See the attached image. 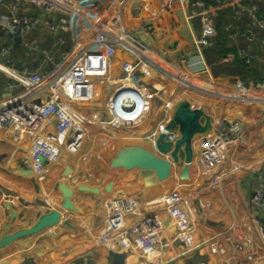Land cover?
Segmentation results:
<instances>
[{
	"label": "built area",
	"instance_id": "1",
	"mask_svg": "<svg viewBox=\"0 0 264 264\" xmlns=\"http://www.w3.org/2000/svg\"><path fill=\"white\" fill-rule=\"evenodd\" d=\"M211 1L229 11L221 30L235 50L222 56L221 62L249 59L250 43L256 48L249 51L264 59V48L259 52L257 47L264 46L262 6L250 0ZM210 5L207 0H0V79L6 84L0 93V130L5 128L0 143L14 137H9L14 131L18 135L29 131L34 146L30 158L38 166H42L41 157L52 162L63 152L77 153L85 147L87 128L126 132L151 116L156 99L173 104L177 98L174 89L168 90V75L187 91L240 101L247 111L258 108L264 114V83L251 87L240 76L233 83L214 79L206 50L215 45L219 21ZM182 6L189 20L199 19L197 29L189 23L194 54L189 44L185 53L179 52L181 32L171 23ZM139 24L164 61L151 55L146 42L139 39ZM195 57L202 67L195 64ZM21 111L30 120L17 116ZM244 128L241 119L223 121L217 130L218 143L227 142L226 134L231 145L239 141ZM34 154H38L36 160ZM239 169L233 168L232 173ZM255 179L251 203L259 223L264 220L261 168ZM242 183L248 184L247 175ZM111 204L113 211L120 212L122 208L129 211L126 206L131 205L133 211L137 203L131 197H117ZM186 222L187 236L182 239L193 234L189 217ZM154 226L141 233L145 248L160 243L159 224ZM136 233L134 229L121 245L131 247L130 237Z\"/></svg>",
	"mask_w": 264,
	"mask_h": 264
},
{
	"label": "crops",
	"instance_id": "2",
	"mask_svg": "<svg viewBox=\"0 0 264 264\" xmlns=\"http://www.w3.org/2000/svg\"><path fill=\"white\" fill-rule=\"evenodd\" d=\"M254 1L258 2L261 6L263 5L261 0ZM212 2L214 3V1ZM213 3L210 2V9L213 6L216 13H218L217 18L219 23L216 27L217 33L218 27L220 25L222 26V22L225 21L223 17L228 15L229 11L226 12L225 8L218 7ZM220 18H222V21H220ZM136 23H138L137 20ZM171 23L173 25H178L181 32L182 49L179 52L181 54L185 53V45L189 44L190 53L194 54L192 50L193 42L189 32L191 28L189 27V23L192 28L197 29L199 19L189 20L188 11L182 6L171 18ZM139 26L140 24L138 27ZM218 37H220V41L217 44ZM223 38L226 39L222 36V32L219 31L214 45V47L218 46L219 50L213 51V46L207 47L206 50V53L209 54L207 62L212 69L216 82H235V77L240 76L241 79L251 87L263 86L264 64L259 68L257 59H253V64H251L254 68L253 74L249 73L245 66L243 67L244 61L246 60L245 58H238L235 62L229 64L221 62L222 56L235 50L232 43H229L227 39L226 43H224ZM209 48H211V50ZM195 59V64L202 67L197 57H195ZM240 62L243 63V65L240 64ZM171 79L172 77L168 75L167 80ZM5 87L6 84L4 80L0 79V93ZM173 89L174 88H169L168 90L170 92ZM207 98L208 96L199 94H197L196 97L193 95L183 96L185 101L182 99L181 105L179 99H177L176 101L173 100V104L169 102L164 103L162 108H159L161 104L159 101H156V109L152 112L151 116L138 126L128 130L130 139L129 144L125 146L127 150L129 149L128 152L123 153L120 151L117 152V155L110 154L106 156L105 152L100 151V154L104 155V157H100V154H98L93 160L91 156L92 154L95 155L97 152L94 151L91 141L87 138V143L90 145L88 151L81 149L74 154H68L67 152L62 153V156L68 154L72 156L74 160L69 161L67 156H64L66 159L63 161L60 159L62 158L61 156L58 160L52 161L50 166L46 167L45 164L42 163V167L51 171L48 172L47 175L42 171L37 174L31 172L32 174L29 175H18V178L14 181L11 179L13 185H18V189L21 190L22 187H27L28 190L25 191L26 193L24 194L34 199L29 202L24 200V206L21 207L22 216L19 215L18 217L20 218L18 227H26V224H28L27 222L30 221L28 219H26L28 221H24V218H32L33 214L38 210H47L48 212H55L57 210L56 212L59 211L61 214H64L60 219H64V222H66L65 212H73L72 208L77 206L79 210L74 211V214H77L83 220L77 219V225L75 227H61L59 231L57 230L58 232L56 231L57 235L55 237L51 234V230L55 229V227L48 228L47 231H49V234L47 237H44L46 242L49 243L51 241L53 244L63 243L66 246H62L63 251L61 255L58 251L56 256H46L45 254L37 256L36 261L38 262L36 263L57 264L58 261H61L62 264H158L163 260V264H186L184 262L189 260L190 257H197L198 253L196 254V250H201V253H203L202 249L206 247V244L214 243L215 239L217 242L216 235L204 239L197 238V227L201 234L204 235H211L213 232V229H211L210 225L207 223V218L201 217L202 220L199 221V226L194 220L190 223L192 233L194 234H192L193 237L190 241L198 244L197 247L194 249L192 248L191 252H188L192 246L190 241H182L181 238H174V235H170L166 240L165 246L159 247V256H162L161 259L159 256H156L157 253L155 251H151L148 255H145L146 248L140 244L137 238H133V246L134 249L137 250L136 254L140 256V259H134L136 254L133 259H129L125 256L126 253L124 256L115 257L111 253V250L116 249L118 253L122 250L113 243H101L98 236V232L106 221V216L99 212L104 210L103 203L106 197L103 195V192L110 201L117 197H131L133 200L138 195L142 202H147V204L150 203L152 207H160L161 211L162 208H164L166 213L169 210L185 207L191 201L196 202L195 206L197 204L199 207L203 206V208L208 209L206 205L208 202L213 205V209L216 213H219L223 218L225 214L226 217L229 218L228 212H231L232 216H236L234 211L236 208L238 219L242 220L243 224L244 220L247 222L251 221L253 224L250 218V208L252 194L257 185L255 182L256 174H247L248 184L243 185L244 196L241 198L240 194L235 193L234 187L237 186L236 179L237 183L240 185L246 178L244 174L246 171L243 170L244 168L239 169L238 172L243 174L233 175L236 177L233 181V176L230 177L233 172V169L230 170V162L233 161L234 164H237L235 168L244 166L250 168L254 166L263 169L261 171L264 173V114L258 110V108L247 111L244 109V106L238 105L237 103L231 104L226 101L216 102L213 99L210 100ZM236 119H242L245 125L248 126L243 137H241L243 138L242 147H235L234 145V147H232L231 136L229 134H226V143L223 145L218 143L220 138L216 135H218L217 130L221 129V126L215 127L216 124L225 120ZM255 123L258 124L257 128H254L255 126L252 125ZM4 131L5 128L0 130L1 133ZM154 133L155 135H153ZM15 134L18 135L17 132ZM22 135L25 136L26 134L22 133ZM149 140H153L157 145L155 146L153 141L149 142ZM156 149L161 153V160L155 157L152 159ZM224 149H226V153ZM131 151L133 152L132 154ZM86 157L88 158L86 159ZM134 158H136L137 161H134ZM21 160L22 164L23 159ZM30 160H32V158H30ZM224 162V168L221 169L220 165ZM259 163L260 165L258 166ZM86 164L95 166L94 170L89 172L86 169L83 170ZM76 168H79V170ZM227 168L228 171L224 170ZM251 170L255 171L253 169ZM121 171H123V177L118 185L113 181V178L115 173H121ZM38 177L40 179L44 178L43 181H40L43 184L41 190L39 184L40 179ZM6 182L8 183V178ZM53 182H56V185H53ZM64 182L68 184L66 189L62 187ZM207 183L212 184V187H206L205 189L209 190L203 191V185ZM114 185H116V187H114ZM134 188L138 189L133 192ZM208 192H212L213 194H209ZM73 193L74 196H72ZM6 194L7 192L0 188V195H2V197L0 196V201L1 199L4 201ZM175 194H178L180 197V205H178L179 203L175 199ZM193 195L194 199L192 197ZM232 195L234 198H231ZM67 196L70 197L72 203H74L73 205L66 203ZM157 197L158 201L154 203ZM19 198L18 202L21 201ZM3 201H1L2 208L4 207ZM41 202H43L44 205L39 207L37 203L41 204ZM181 203L184 204L181 205ZM65 205H68V207H65ZM64 207L65 209H63ZM225 208L228 214L225 213ZM187 214L192 219L197 217L195 209H192L190 214L189 212ZM182 215L183 216L178 220L173 218L170 221L172 223H177L182 221L181 218H184L186 222L188 220V215H184V212ZM112 217H114V215ZM21 218H23V221ZM3 219V214L0 211V220L4 221ZM261 222H264V220ZM261 222L254 228L256 233L254 232L253 238H251V241L254 242H251V244H254L264 257V233L261 232V228L264 227V225H262ZM235 225H238V220L231 225V228ZM77 226H79V232L78 234L76 233L77 235L74 236V238L78 240L81 239L79 241L80 246L73 247L72 245L66 244V242L71 239L69 233L77 229ZM90 231L92 234H89ZM164 231L165 229L163 233ZM44 238L42 239L44 240ZM76 239H74V242ZM84 239L88 240L86 242H90L92 239L93 245L90 244L86 246V243L81 244V241ZM161 240L160 238L159 241L161 242ZM178 241L181 242L176 244ZM19 242L18 240V244ZM190 243L191 245H189ZM3 244L2 248L6 251V254H1L0 258L7 257L8 255L11 261L15 262L18 260L17 256L20 257V254L26 252L23 246H18L17 254L16 247L5 242H3ZM214 244L217 245V243ZM105 246L108 247L106 248ZM132 248L126 255L132 252ZM253 248L252 246L247 252L252 253L254 251ZM260 248H262V250ZM30 250L29 248V251ZM150 250L158 249L152 248ZM244 255L246 256L248 253L243 254V257L239 259L243 260ZM198 257L202 258L204 256ZM200 260L203 261V259ZM202 261L199 262V264H201ZM241 263H243V261ZM195 264H198V262H195ZM217 264H221V262H217Z\"/></svg>",
	"mask_w": 264,
	"mask_h": 264
},
{
	"label": "rangeland",
	"instance_id": "3",
	"mask_svg": "<svg viewBox=\"0 0 264 264\" xmlns=\"http://www.w3.org/2000/svg\"><path fill=\"white\" fill-rule=\"evenodd\" d=\"M262 2V8L264 9V0H261ZM228 10L226 9V12ZM218 14V13H215ZM228 17V15H226L225 17H223V19H225ZM225 23V22H222ZM223 26H219L217 31L219 32L222 29ZM136 34L139 37V39L141 41L144 42V37L147 36V33L145 30L141 29L136 30ZM142 34V36H141ZM233 36V34H231ZM230 35V36H231ZM224 39V38H223ZM220 41V37L217 38V44ZM260 41V40H259ZM228 42L231 43V41L228 39ZM259 49V52L263 50L264 46H257ZM256 46L254 44H248V49L249 50H255ZM249 59H246L244 61V63H251L253 64V58H256L258 60L259 63V68H261L264 64V59L262 54L256 53V52H252L249 51ZM244 66V65H243ZM143 77V74L142 76ZM173 79V78H172ZM168 80L170 83L175 84V81L173 80ZM228 83H233L231 81H229ZM183 94H186L184 96H188V95H193L194 97H196L197 94L199 95H205L208 96L207 99H213L216 102H220V101H224L223 98H217L214 96H210L209 94L203 93V92H198L195 90H185L184 87H180L177 85L174 87V95L176 96L177 99H179L180 96H183ZM188 94V95H187ZM176 99V100H177ZM205 99V100H207ZM156 101H159V103L162 105L164 104V101H162L161 99H156ZM228 103H237L240 101H226ZM182 102H180L181 105ZM238 105H242L244 106L243 103H237ZM167 105V104H166ZM156 109V104L154 102L153 104V108L151 110H155ZM244 109H246V107L244 106ZM30 120V119H29ZM242 120V119H241ZM221 126L222 127V122H218L216 124L215 127L217 126ZM253 126H255L254 128H257L258 124H252ZM250 126V125H249ZM248 126L245 125V128L243 130L242 133V137L244 135V133L246 132V128ZM15 128H19L15 127ZM14 128V130H15ZM16 132L14 131V133L9 136L12 137L11 139H5L4 141H2L0 143V188H2L3 190H5L7 192V194L4 197V201L1 199V201H3L4 207L2 208V202L0 201V211L3 214L4 217V221L0 220V255L1 254H6V251L4 250V248H2V246L4 245L2 240H7L9 238H6L5 235L6 234H10V238H14V242H15V246L16 250H17V254H18V240L19 242V246H31L33 243L35 244L34 246H37V248H40L42 251L38 252V253H29V254H23L22 257L18 256V260L15 261L14 264H28V263H36L38 261H36V257L39 255V253L41 254H45L47 255H52V256H56L58 254L61 255L63 248H61L62 246H66L65 244H53L51 241L48 243L46 242L44 237H47L49 234V231H47L46 227L48 226L49 228L51 227H55V229L51 230V234L53 237H55L57 234V232L59 231V229L61 227L65 228H70L72 226H76L77 222L75 223H66L64 222V220H61L60 218L63 217V213L61 214V212H56L55 211V217L53 216L52 212H48L47 210H38L36 211L32 218H24V221H30L27 222L28 224H26V227H18V222H20V216H22V206H24V200H26V202L32 201L34 199H32L30 196H28L25 191L28 190L27 187H22V189H18V185H13L11 182V179L14 181L18 178V175H29L32 174L31 172L37 174L40 173L41 171L46 173V175L48 174V172H51L49 169H45L44 167H42L40 164V166H38L37 164L35 165V161L33 163L32 160H30V154L32 155V153H30V150L32 148V150L34 149L33 146V136L32 134L27 131V134L25 136L23 135H17L15 134ZM209 136V134H208ZM153 140H149V142H152ZM129 144V142H126ZM154 145L156 146L157 144H155V142L153 141ZM242 143H243V138H241L238 142H234L232 143V145H234L235 147H242ZM68 154H70L69 152H67ZM98 154H100V150L97 151V153L94 155L92 154L91 159H95L96 156H98ZM35 155V154H34ZM66 155V154H65ZM113 155V154H112ZM104 157V155L100 154V157ZM38 157V154L35 155L34 159L36 160V158ZM88 157H86L87 159ZM21 159H23V162L21 164ZM31 162V164H30ZM51 162V161H50ZM94 164V163H91ZM260 165V163L258 164V166ZM235 166H237V164H234V162H230V169L232 170L233 168H235ZM86 167V168H85ZM241 167L243 170H245L246 172L244 173L245 175L251 173V174H256L257 170L259 169L258 167H250V168H245ZM95 166L92 165H88L86 164V166H84L83 170H88L92 171L94 170ZM258 168V169H257ZM77 170H79V168H76ZM251 169L255 170L252 171ZM45 170V171H44ZM49 170V171H46ZM262 170V169H261ZM228 171V170H227ZM53 173V172H52ZM51 173V174H52ZM243 173H239L237 172L236 174L230 175V177H232L233 175H241ZM8 178V183L6 182L5 178ZM39 178V177H38ZM234 178L236 179V177L233 176V181ZM40 179V178H39ZM208 179V178H206ZM43 181V179H40V181ZM90 181V180H89ZM253 182V181H251ZM255 182L257 183V180H255ZM41 183V182H40ZM39 183V184H40ZM43 184H40V190L42 188ZM236 185L234 187L235 189V193H238L241 195V198L244 196V192H243V183H241L240 185L237 183V179H236ZM62 187H64V189H66L68 187L67 182L64 184H62ZM203 191H208L209 189H205L206 187H212V184H204L203 185ZM240 187V188H239ZM202 190V189H201ZM217 191V190H216ZM209 194H213L212 192H208ZM42 195V194H40ZM234 195V194H233ZM231 196V198L234 196ZM2 197V195H0ZM20 196V198H19ZM194 199V195L192 196ZM236 197V196H235ZM18 198L21 199V203L18 202ZM20 203V204H19ZM66 203H69L70 205H73L72 200L70 199V197L67 196L66 198ZM178 205H180V201H178ZM196 202L194 201L193 204H195ZM39 207H41V205H44L43 202H41V204L37 203ZM209 204V205H208ZM208 209L203 208V206H197V208H195L196 210V216L195 219H192L187 213L188 212H184V215H188L190 221H195L196 224L198 225L199 221L202 220L201 217H206L207 218V223L210 225L211 229H213V232L211 235H204L201 234L199 228L197 227L198 231H197V238L198 239H204V238H208L209 236L214 237L216 235L217 237V242L216 239L214 240V244H206V247H203L202 251L203 253H201V250H196V256H192L189 258V260H186L184 263L186 264H195V262H201L203 259L201 264H217V262L220 263V255H219V251H221V253H223L224 255L227 256V259L225 258V264H264V257L261 255V253L257 250L256 246L254 244H251V238H253L254 235V228L256 226L259 225V223H257L256 218H255V214H256V210L254 209L252 203H251V208H250V218L253 222V224L251 223V221L247 222L244 220V224L242 223V220L238 219L237 216V212H236V208L234 209L236 216H232L231 212L229 213V218L226 217V214L224 215V218L221 217V215L218 213H216V211L213 209V205L210 203H206ZM195 206V205H194ZM195 206V207H196ZM65 207H68V205H65ZM65 207L63 209H65ZM73 212H65L66 215H73L72 218L74 217V211L79 210L76 207L72 208ZM225 213H227L226 208L224 209ZM211 213V214H210ZM227 213V214H228ZM183 212L181 213V211L177 212V217L183 216L182 215ZM254 215V216H253ZM23 218H21L22 220ZM28 219V220H26ZM56 220V221H55ZM184 220V218L182 219ZM238 220V225L239 227H234L235 229L231 228V225H233L234 223H236ZM23 221V220H22ZM55 221V222H53ZM185 221V220H184ZM262 220H260L261 222ZM187 223V222H186ZM240 223V224H239ZM55 226H54V225ZM262 225H264V222H261ZM169 226L174 227L172 230H169ZM199 226V225H198ZM165 229L164 233L165 235H163V230ZM58 230V231H57ZM177 230H180V226L176 224V226H173L172 222H169L168 226H161L159 225L158 229H157V237L161 238V242L158 244H152V245H157V247H155L156 249H158V251L160 250V248L163 246V244L166 243V240L168 238V236L173 235ZM57 231V232H56ZM261 232L264 233V227L261 228ZM256 233V232H255ZM39 234V235H38ZM43 234V235H42ZM89 234H92V232L90 231ZM46 235V236H45ZM194 235V234H193ZM189 236L188 238H185L183 240L190 241V239L193 237ZM211 237V238H212ZM18 238V239H17ZM44 238V240L42 239ZM71 239L69 241L66 242V244L68 245H72L73 247H77L80 246V240L81 239H76L74 238V236L70 237ZM74 239H76V241L74 242ZM182 240V241H183ZM181 241H178L176 244L180 243ZM191 242V241H190ZM89 243V242H88ZM192 243L191 248L189 249L188 252H191L192 248L194 249L195 247L198 246V244ZM191 243L189 245H191ZM254 243V242H252ZM87 244V242H86ZM151 245V246H152ZM159 245V246H158ZM252 246L254 247V251L252 253L247 252L248 250H250L252 248ZM13 247V248H14ZM106 248L108 246H105ZM160 247V248H159ZM218 250H217V249ZM224 249H225V253H224ZM262 250V248H260ZM114 251H116V249H113ZM244 251V252H242ZM117 252V251H116ZM122 252V253H121ZM121 252H119L120 254H122L124 256V250H122ZM257 254H256V253ZM248 253V255H244V259L240 260L239 258L243 257V254ZM204 256L202 258H199L198 256ZM159 256V254H158ZM58 257V256H57ZM56 257V258H57ZM187 257V256H186ZM6 258L10 257L7 255ZM55 258V259H56ZM252 258V259H251ZM11 260V259H10ZM38 260V259H37ZM243 261V263H241ZM0 264H5V261H1ZM57 264H62L61 261H58Z\"/></svg>",
	"mask_w": 264,
	"mask_h": 264
},
{
	"label": "bare ground",
	"instance_id": "4",
	"mask_svg": "<svg viewBox=\"0 0 264 264\" xmlns=\"http://www.w3.org/2000/svg\"><path fill=\"white\" fill-rule=\"evenodd\" d=\"M148 52L155 56L148 48ZM156 59L162 61L161 58L155 56ZM171 84L170 88H174L177 83L175 82V84ZM185 94H183L184 96ZM183 96L179 97V101L181 102V100L183 99ZM183 101H185V99H183ZM19 114V117L21 116L22 118L26 119H30V116L26 115V113H24V111H21L20 113H17V116ZM87 138H89V140L91 141V144L93 146V149L95 152L97 151H103L105 152L106 156H109L110 154H115L117 155V152H128L129 149L127 150V148H125V146L128 144L126 142H129L130 139V133L127 130L126 132H121V133H112L110 131H107L105 129L102 128H97V127H89L87 128V135H86V140H85V147L83 150L88 151L90 149V145L89 143H87ZM210 138V137H209ZM215 138V137H214ZM133 152L131 151V154ZM64 156H67V159L70 160H74L72 158V156H69L68 154H64L62 156L63 161L66 159ZM64 157V158H63ZM158 158L159 160H161V153L158 152V150H155V153L152 157L153 158ZM134 161H137L136 158H134ZM107 165V164H106ZM109 167V166H108ZM112 167V166H111ZM123 177V171H121V173H115L114 174V178L113 181L116 184H120L119 181L122 180ZM42 184V183H40ZM53 185H56V182H53ZM114 187H116V185H114ZM138 188H134L135 192ZM103 195L106 197L103 203V211H99L101 214H103L104 216H106V221L104 222V224L101 227V230L98 232V236H99V240L102 242H109V243H113L115 244L118 248H120V250H124V252L127 254L130 249L132 248V252L128 255L125 256L129 259H133V257L135 256V254L137 253V250L134 249V242H133V238H137L140 241V244L143 245V242H145L142 238H141V233L145 234L144 229L147 230V227L149 228H154V223H157L163 227L168 226L169 222L171 219L176 218L177 220L181 217H177V212L182 211V212H191L192 209H195L196 207L194 206L195 204H193L194 202L191 201L187 206L182 207L180 209H174V210H169L167 213L164 211V208L160 207H152L150 203L147 204V202H142L141 198H139V196L137 195L136 198H134L132 201L136 202V206L132 209V205L131 206H126L129 207L126 211H123V208L120 210V212H117L116 210H112V204L111 201L108 199L107 195L103 192ZM74 196V193L73 195ZM179 195L175 194V199L177 201H179ZM156 201L154 203H156L158 201V197L155 198ZM74 204V203H73ZM133 204V203H132ZM153 204V203H152ZM125 207V208H126ZM227 212V211H226ZM53 216L55 217V212H52ZM74 214V213H73ZM114 215V217H112ZM66 217V223H75L77 222V219H80L81 221L82 218L80 216H78L77 214H74V217L72 218L73 215H65ZM108 217V218H107ZM146 219V220H145ZM64 220V219H63ZM56 221V220H55ZM53 221V222H55ZM83 223V222H82ZM173 226H176V224H178L180 226V230H177L173 235L174 238L177 237H183V236H187V224L184 220L177 222V223H172ZM74 227V226H72ZM77 226V229H75L74 231L70 232L69 234L71 236H76L79 232ZM169 230H172L174 227L169 226ZM236 227L240 226H233L232 229H235ZM49 227L47 226L46 229H48ZM135 229V231L137 232L136 234H133L130 238L131 240V247H123V244L126 240L128 235L133 232ZM236 230V229H235ZM66 231V230H65ZM67 232V231H66ZM77 233V234H76ZM75 234V235H74ZM39 235V234H38ZM163 235H165V233H163ZM7 239L2 240L3 242L9 244V245H13L15 246V242H14V238H10V234H6L5 235ZM182 239V238H181ZM183 240V239H182ZM86 241L88 240H83L81 241V244H85ZM147 243V242H146ZM93 245V240L91 239L90 242L86 244V246L88 245ZM35 244L33 243L31 246H26L24 245L23 248L26 250V252L20 254V257H22L23 254H29V253H38L40 251H42L40 248H37V246H34ZM19 246V244H18ZM157 247V245H152L149 248H146V252L145 255H148L151 251H155L157 254L156 256H158V254H160V252L158 250H150L152 248ZM29 248L31 249L29 251ZM62 248V247H61ZM217 249V248H216ZM218 250V249H217ZM140 252V250H139ZM219 255L220 257V262L221 264H225L224 263V259H227V256L224 255L223 253H221V251H219ZM225 249H224V253H225ZM42 253V252H41ZM41 253H39V255H41ZM141 253V252H140ZM38 255V256H39ZM18 257V256H17ZM160 259L162 258V256H159ZM136 260L140 259V256L138 254H136L135 258ZM1 261H5V264H14L15 262L11 261L9 258L6 257H2L0 258V262ZM158 264H163V260H161Z\"/></svg>",
	"mask_w": 264,
	"mask_h": 264
},
{
	"label": "water",
	"instance_id": "5",
	"mask_svg": "<svg viewBox=\"0 0 264 264\" xmlns=\"http://www.w3.org/2000/svg\"><path fill=\"white\" fill-rule=\"evenodd\" d=\"M134 6H137V3H134ZM141 29H142V26L137 27V30L140 31ZM141 36H142V34H141ZM144 41L146 42V44H147L149 50H150L155 56L161 58L162 61L165 60V58H164V56H163V53H162L161 51H159V50L156 48V46H155V44H154V41H153V39H152L151 37H149L148 35L145 36V37H144ZM117 59H118V57H117ZM160 137H161V136H160ZM41 161H42L43 164H45L46 167H47V166H50V164H52V162H50L47 158H44V157H41ZM45 169H46V168H45ZM111 253H112L115 257L123 256L122 254H120V253H118V252H116V251H114V250H111Z\"/></svg>",
	"mask_w": 264,
	"mask_h": 264
},
{
	"label": "trees",
	"instance_id": "6",
	"mask_svg": "<svg viewBox=\"0 0 264 264\" xmlns=\"http://www.w3.org/2000/svg\"><path fill=\"white\" fill-rule=\"evenodd\" d=\"M207 1L213 3L211 0H207ZM250 1L254 2V0H250ZM213 4L215 5L216 3H213ZM229 10H230V9H229ZM226 14H228V13H226ZM220 21H222V18H220ZM220 31L222 32V30H220ZM226 41H227L226 39L223 40L224 43H226ZM243 45H244V46H247V42H244ZM209 49L211 50V48H209ZM214 50H219L218 46H217V47H213V51H214ZM214 54H215V53H214ZM238 61H239V60H238ZM240 64L243 65V63H241V62H240ZM244 66H245V68L247 69V71H248L249 73H252V74L254 73V70H253L254 68H253V66L251 65V63H249V64H248V63H244ZM244 66H243V67H244Z\"/></svg>",
	"mask_w": 264,
	"mask_h": 264
},
{
	"label": "clouds",
	"instance_id": "7",
	"mask_svg": "<svg viewBox=\"0 0 264 264\" xmlns=\"http://www.w3.org/2000/svg\"><path fill=\"white\" fill-rule=\"evenodd\" d=\"M137 30V29H136ZM161 51V50H160ZM253 194H254V191H253ZM253 194H252V196H253Z\"/></svg>",
	"mask_w": 264,
	"mask_h": 264
}]
</instances>
